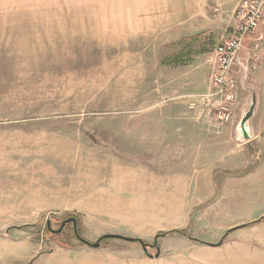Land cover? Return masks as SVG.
I'll return each instance as SVG.
<instances>
[{"label":"rangeland","instance_id":"1","mask_svg":"<svg viewBox=\"0 0 264 264\" xmlns=\"http://www.w3.org/2000/svg\"><path fill=\"white\" fill-rule=\"evenodd\" d=\"M112 1L0 0V264H264V218L254 221L264 215V86L258 92L251 76L264 60V25L240 52L247 68L236 62L230 119L221 122L212 99L215 53L163 64L180 49V31L148 28L160 1ZM135 1L142 21L132 19ZM232 28L212 27L218 40ZM249 88L260 107L244 139ZM150 115L220 124L209 163L221 198L190 205L191 184L150 197L132 154L140 138L134 119ZM69 217L90 242L118 233L148 246L105 238L91 247L72 221L55 231ZM173 228L185 233L158 236L156 256L155 235Z\"/></svg>","mask_w":264,"mask_h":264},{"label":"crops","instance_id":"2","mask_svg":"<svg viewBox=\"0 0 264 264\" xmlns=\"http://www.w3.org/2000/svg\"><path fill=\"white\" fill-rule=\"evenodd\" d=\"M159 1V5L153 11L148 10L153 15V17L148 16V28L179 29L180 33L178 35L180 38L208 31L207 29L213 31L212 27H227L231 25L234 10L240 2V0ZM112 2L121 5V0H113ZM149 3L150 6H155L156 0H150ZM133 9H135L133 12H137V17L132 19L139 18L137 20L142 21L139 14L143 10L139 6L138 1H135ZM225 10L229 14L221 23L215 18ZM194 18H197V20L192 24ZM120 21L124 22V19ZM211 24L213 26H210ZM106 26L109 27L110 25ZM133 27H136V25H133ZM189 29L196 30L191 32ZM256 31L258 30L250 33L245 38L243 47L239 52L246 50L245 44L248 45V39ZM259 44H264V39ZM262 52L264 54V47ZM210 53H213V48ZM236 66L237 63L234 64L233 69ZM214 67L215 71L216 66L214 65ZM251 76L253 81L258 83V92H261V88L264 86V60L260 61L251 70ZM259 107L257 106L254 115ZM134 121L137 126L134 132L140 138L137 142L135 141V148L132 152L135 158L133 164H135L137 171L136 177L148 182L150 197L156 199L158 195H167L165 193L166 190L174 184H186L188 188H190L191 184L196 191L191 196L192 200L188 201L190 205L211 203L213 198L214 200L221 198L220 194L216 197L217 191L213 178L215 167L209 163V156L213 154L215 149L219 150L221 145V135L219 134L221 126L214 118L196 115L182 117L150 115L136 117ZM137 156L139 158H136ZM230 161H235V159ZM185 172H198L200 174L193 181H187L184 177H181ZM171 174H177L180 177L174 180ZM158 191L160 192L159 194ZM118 194L121 195L119 192Z\"/></svg>","mask_w":264,"mask_h":264},{"label":"built area","instance_id":"3","mask_svg":"<svg viewBox=\"0 0 264 264\" xmlns=\"http://www.w3.org/2000/svg\"><path fill=\"white\" fill-rule=\"evenodd\" d=\"M263 23L264 0H240L234 10L231 35L226 39H219L213 47L217 64L212 75V99L216 97V108L221 122L230 119L231 111L227 102L235 96L237 80L233 66L237 54L243 47L245 38Z\"/></svg>","mask_w":264,"mask_h":264},{"label":"trees","instance_id":"4","mask_svg":"<svg viewBox=\"0 0 264 264\" xmlns=\"http://www.w3.org/2000/svg\"><path fill=\"white\" fill-rule=\"evenodd\" d=\"M217 41H218V36L211 31H204V32L195 33L193 35L184 36L178 40L180 49L177 52L171 54L170 56H164L162 58V63L163 64L186 63L190 61L193 57H196L198 55L204 54L212 50V48L215 46ZM263 218L264 215L254 221L261 220ZM174 231L185 233L182 230L173 228L161 233H157L156 236L158 237L163 235H169ZM228 231L229 230H227L226 232Z\"/></svg>","mask_w":264,"mask_h":264},{"label":"water","instance_id":"5","mask_svg":"<svg viewBox=\"0 0 264 264\" xmlns=\"http://www.w3.org/2000/svg\"><path fill=\"white\" fill-rule=\"evenodd\" d=\"M236 61L243 68H247V67L244 66V62L240 59V52H238V54H237ZM249 90L251 92V104L249 105L248 109L243 114V116L241 117L240 122H239V130H240V132L242 134V137L244 139H248L251 136V132H250L249 127L247 125H248V121L253 116L255 108H256L255 92H254V90L252 88H249ZM69 221H72V223H73L74 231H75V234H76L77 238L80 241H82L83 243H85V244H87V245H89L91 247H94V248L99 247L100 244H101V241L103 239H105V238H120V239H124V240H128V241H138L142 245L143 249H146V246H148L146 243H144L142 241L141 238L132 237V236H126V235H122V234H118V233H106V234H103V235L99 236L94 242H90L89 240H86V239H84V238H82L81 236L78 235L77 229H76V218L75 217H69V218L64 219L61 222L60 227L57 230H55V231L56 232L61 231L63 226L65 225V223L69 222ZM156 239H157V236L155 235L154 242H153V244H151V246L157 248L156 256H158L159 253H160V249H159V247L157 245ZM221 242H222V240H220V242H218V244H220ZM208 244L209 245H216V244H211V243H208Z\"/></svg>","mask_w":264,"mask_h":264}]
</instances>
